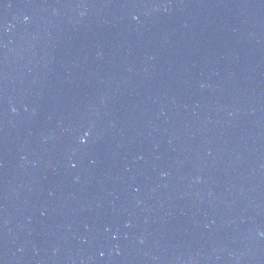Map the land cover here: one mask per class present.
I'll return each instance as SVG.
<instances>
[{"label":"water","instance_id":"water-1","mask_svg":"<svg viewBox=\"0 0 264 264\" xmlns=\"http://www.w3.org/2000/svg\"><path fill=\"white\" fill-rule=\"evenodd\" d=\"M0 264H264V0H0Z\"/></svg>","mask_w":264,"mask_h":264},{"label":"snow or ice","instance_id":"snow-or-ice-1","mask_svg":"<svg viewBox=\"0 0 264 264\" xmlns=\"http://www.w3.org/2000/svg\"><path fill=\"white\" fill-rule=\"evenodd\" d=\"M81 142L83 143V142H85V140H82ZM73 166H74V165H73Z\"/></svg>","mask_w":264,"mask_h":264}]
</instances>
